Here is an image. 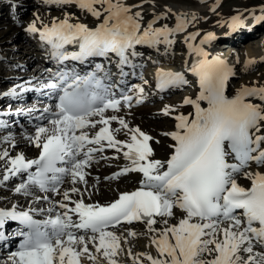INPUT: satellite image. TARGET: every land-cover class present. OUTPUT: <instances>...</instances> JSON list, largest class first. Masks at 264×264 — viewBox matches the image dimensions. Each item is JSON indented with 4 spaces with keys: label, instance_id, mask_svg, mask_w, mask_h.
Wrapping results in <instances>:
<instances>
[{
    "label": "snow or ice",
    "instance_id": "snow-or-ice-1",
    "mask_svg": "<svg viewBox=\"0 0 264 264\" xmlns=\"http://www.w3.org/2000/svg\"><path fill=\"white\" fill-rule=\"evenodd\" d=\"M45 2L75 5L95 17L104 16V22L96 28L71 23L69 15L42 28H38L35 21L30 23L27 31L38 34L41 41L50 45L51 55L58 62L85 61L88 57L115 53L122 67L129 63L128 50L135 44L158 43L161 36L171 43L167 34L187 27V21L178 17L175 29L153 28L160 19L157 16L137 35L141 28L138 19H142L141 12L131 13L123 0ZM216 6L218 4L212 10ZM192 19H195L194 14ZM257 19L264 20V16ZM110 20L116 22L109 26ZM232 20L242 23L239 16ZM196 35L198 33L191 34V38ZM211 38L213 34L208 33L205 40ZM67 44L78 45L79 51L67 53L64 50ZM131 54L136 55L134 51ZM202 54L207 56V53ZM214 60L217 69L212 73L206 69L213 62L206 59L191 69L201 77V91L195 99L186 97L183 101L184 105H192L194 112L177 115L176 131L164 133L175 141L166 161L154 158L149 143L154 139L152 136L139 127L129 128L123 117L105 115L107 109L119 111L121 100L107 98L108 89L95 72L81 77L75 72L57 71L50 82L42 83L36 89L61 90L62 94L58 96L55 112L51 108L45 109L55 117L49 121L50 127H38L35 136L30 138L40 148L39 157L26 160L20 154L10 159L11 167L5 165L9 174L36 165V172L28 174V181L15 189L17 193L23 191L28 195L29 185H36L45 192L57 191V185L65 175H70L73 181L87 183L83 170L93 161V154L103 150L105 141L108 148L126 147L123 155L131 162V167H125L114 177L135 171L142 174L143 179L139 188L121 193L111 204L75 202L70 211L78 215V221L73 220L69 211L47 220H36L27 211L16 213L0 209V225L6 218H11L29 228L20 250L9 258L13 264H81L82 256L99 264L97 256L88 247L89 242L97 240L96 252L101 253L108 264H118L115 257L121 249V236L107 229L121 221L143 220L149 231L157 232L152 227L157 223L155 217H160L165 224L152 239L158 256L140 253L133 264H144L141 257L145 256L150 264H264V251H255L256 246L264 248V172L246 170L250 163L264 166V103H253L248 99L258 97L264 102V85L242 86L229 98L225 95V87L231 69L226 61ZM253 63L254 60L246 61V65ZM101 68L96 65L97 70ZM121 75L127 74L121 71ZM70 77L72 82L68 84ZM157 79V87L161 89L187 83L183 73L162 69L157 71ZM139 91L143 92V88ZM14 93L15 89L4 95ZM122 100L130 106L132 97L123 95ZM202 101L207 102V107L201 106ZM136 103L141 101L137 99ZM170 111L172 109L166 106L165 114ZM112 121H118L120 127L111 128ZM98 125H102L98 131L91 134L87 131ZM123 130H127L130 140L116 138ZM3 139L8 141L11 137ZM8 157L7 150L0 152V159ZM232 159L237 162H230ZM58 163L69 166L58 167ZM238 174L249 179L251 186L240 185L236 178ZM8 179L9 175L3 176V180ZM70 191L77 193L79 189L73 187ZM63 196L65 200L70 199L68 191ZM60 207L68 209L63 202ZM176 210L183 216L178 224L169 227L166 218L173 217ZM48 211L52 212V209ZM49 225L51 235L46 230ZM81 229L92 235H77ZM128 235L137 233L129 231ZM65 236L67 241L63 239ZM129 255H132L130 250Z\"/></svg>",
    "mask_w": 264,
    "mask_h": 264
},
{
    "label": "bare ground",
    "instance_id": "bare-ground-1",
    "mask_svg": "<svg viewBox=\"0 0 264 264\" xmlns=\"http://www.w3.org/2000/svg\"><path fill=\"white\" fill-rule=\"evenodd\" d=\"M113 2H115V0H113ZM202 2L205 1L202 0L201 3ZM16 3L17 1H15V5L12 6L6 0H0V5L1 6L5 5L9 11V14L11 13L10 15L11 18L18 20L19 25H23L26 28V30L28 25L33 21L36 22V26L38 28H42L44 25L50 26L54 20H63L66 15H69L71 17L70 19L71 23H83L90 28H96L104 22L103 15H101L100 17H95L91 13L85 10H81L77 6L74 7L73 5H58V4L48 5L46 3H43L44 7L40 8L37 11V13L39 14L38 17L34 19L22 21L20 19V15H18V7ZM123 3H125L127 6L131 8V13H135L137 11L141 12L142 19L138 18L140 20L141 28L140 31L137 33V35H140L143 32L141 29H146L148 27L149 21L154 20L157 16H159L160 19L156 20V22L153 24L154 28L155 27L164 28L165 26H167V28L169 29H175L178 22V17L180 15L182 14L186 15L185 13L190 15L191 14L196 15L195 19L193 20L188 19L187 17L189 16H187L186 18L181 17L182 20L187 21V27L184 28L182 31L169 32L170 34L173 33L175 35L180 36V39L182 40L189 38L190 40L189 42H191L186 48L187 51L184 50L185 53L189 51V54L185 56V58H183L182 60L183 63L179 66V65H175L176 63H174V61L172 62V60L171 61L166 60V59H170L169 56H165L166 59L161 58L162 62L168 65H174L171 67L173 69L177 67L176 72L183 73V76H185L186 78L190 77L189 81L194 82L193 90L185 92V95L182 98H179L178 94L176 93L177 89L181 88V85H179L177 88H174L172 86L166 87V89L163 90V92H165L166 97H164L161 100H159L157 97L153 98L156 100L153 101V103L155 104H152L153 105L152 111H156L155 109H162V111H164L166 106L172 109V111H170L167 118H163L162 120H153L154 118L153 119L150 118V114H151L150 109L147 106H143V104L136 103L138 98L137 99L135 98L137 97L135 96V94L137 93L140 95L146 93L148 99L152 95H154L151 92V88L154 89L152 84L150 85L151 88L149 87L148 92H146L145 85L148 84L149 81H151L150 79L138 80L137 82H134L132 84V87H134L135 89L132 88L131 93L121 94L118 96L121 97L123 95H127V96L133 95L130 105H138L137 107L134 106V108L130 109L129 104L125 103L122 100L119 111L107 109L105 112L106 116L117 115L119 117H123L125 121L128 123L129 128L139 127L141 131L152 136L154 139L149 143L151 144V147L154 150V158L161 161H166L172 154L173 149L171 146L175 143V141L171 138V136H165L164 133L176 131L177 120L175 119V117L177 115L180 114L188 115L189 113L194 112V107L192 105H184L183 101L186 97H191L195 99L201 91V85H200L201 77L200 75L197 74V72H193L191 70L193 66L199 65V63L202 60L206 59L207 61L213 62L212 65L210 66H212L213 68H217V64L214 63L213 59L219 57L220 60L226 61L227 66L234 71V69L231 68L232 65L234 64V61L232 60V57L227 53V51L223 50V48L228 46L227 42L223 43L222 45L223 48L221 49L220 47L216 46V41L218 40L219 33L218 31H216V27L214 26V24L210 25L211 22H214V18L206 14L208 11L210 12L209 10L210 8L207 10H205L204 8H200L198 6L199 2L196 3V0H123ZM44 8H47L48 10L44 11L43 10ZM199 16L204 17V19L199 20L198 19ZM115 22H116L115 20H110L108 24L109 26H111ZM235 25L236 24L230 26L234 27ZM19 30L22 29H20V26L18 25L12 27L13 33ZM231 30H232L231 28L228 29V32H230ZM237 30L238 29L234 30V32ZM3 31L4 30H0V34ZM194 33H198V35H196L195 38H191V34ZM208 33H212L213 38L209 40H205V37L207 36ZM19 34L20 36H22L21 35L22 32H19ZM30 34L32 33L28 32L27 34H25V39L28 38V40H31V37L28 36ZM4 36H9L6 30L4 31L3 37ZM167 39L169 40V34H167ZM202 41L204 42L202 43ZM162 42H160L159 44L158 43L135 44L134 48L128 50L129 63L123 65L122 67L120 66L119 63L120 58L118 56L114 57L115 53H109L107 56L88 57L85 61H81V62L84 63L97 58L101 61L102 64L101 69L107 71L108 74H111L110 68L112 67V65H114L116 70L113 74L116 75L115 78L117 79V81H120V79L124 80L127 76V75L122 76L121 71L127 74L128 70L130 69L133 70L139 64H141V62H143L142 54H144V52L139 51L141 47H146L148 52H151L152 54L155 52L160 53L161 49H157V47H159ZM184 42L185 41H182L180 43H184ZM165 44L170 45L168 42ZM199 50H202V53H207V56L205 57ZM133 51L136 53V55L131 54ZM162 53L166 54L165 49H162ZM30 58H34V56L32 55ZM247 59L255 61V58L252 55H250V48H247ZM33 61L42 63L43 65V59L38 55L36 56L35 59H33ZM71 61L72 60L70 59L68 63H70ZM29 63L31 64V61ZM155 66L156 65H154V67ZM36 70L37 71L34 74H30L29 78H21L13 83L9 82V80H11L12 78L10 79L0 76V87H9V92L12 90V88H14L17 85L15 87L14 94H10V95H4V93L0 94L1 96L0 105L2 104V102L3 104L7 102L4 106L0 107V113L11 111L13 107H15V105L11 103H18L19 101H21L20 97L21 95H23L22 89H26L27 91L30 88L29 86L32 85L31 83H29L30 80L31 79L34 80L35 78H38L37 75L39 69L36 68ZM40 76L41 77L39 78L44 77L46 79L52 80L51 72H44ZM2 81H6V83L2 84ZM261 85H264V74L259 76L258 75L249 76L246 79L242 80L238 85H232V84L230 85L229 83L226 87V95L228 97L235 96L237 91L240 90L242 86L258 87ZM139 88H143V92H140ZM248 99H250L251 102L253 103H258V104L263 103L259 100L258 97H250ZM18 104L19 106L20 105L23 106L24 102L23 104L20 103ZM51 104L52 103L48 101L47 108H51L52 111L55 112L56 108ZM50 105L51 107H49ZM206 105H207L206 101L201 102L202 107ZM31 115L32 114H30V116ZM172 116L174 118L173 122L170 120ZM48 117L49 116L46 115L40 121L33 119L32 121H30L28 125H25V127H20L19 129L13 132L8 130L0 132V152L7 150L9 153L8 158L0 159V209H3L5 211L15 210L16 213L27 211L37 220H47L49 217L54 218L57 214H62L64 211H69V215H72L73 220L78 221V215L70 211V209L75 207V202L83 200L85 204H93V205L99 204L101 206H104L111 204L112 202L117 200L121 193L134 191L141 186L140 181L143 179V177L142 174L138 172L131 171L126 174L120 175L119 177H114V174L119 173V171L124 169L125 167H131V162L128 159H126L123 155V153L127 151L126 147L120 146L119 150L116 148H108L106 146L107 142L105 141L103 142V144L105 145L103 147V150L94 153L93 161L83 170L84 173L86 174L85 179L87 183L78 180L73 181L70 175H65L63 177V181L57 185V191L49 190L45 192V191H41L36 185H29L28 195H25L23 191L17 193L15 189L21 183L28 181V174L36 172V165H32L29 169L22 171L23 178L14 184L12 183L13 179H11L12 174L6 172L5 165H7V167H11L10 159L20 154H23L26 160L37 159L39 157L40 148L36 147L35 142L30 140V138L35 136L36 129L38 127L41 126L50 127L49 121L51 119H54L55 117L51 115L50 116L51 119H46ZM94 119H98V117ZM100 126L102 125H98L95 129H91V128L87 129V131H89L90 134L94 133L95 131L99 130ZM5 127H7V121L6 119H4V116L0 114V130L5 129ZM119 127L120 125L118 121L111 122V128L115 129ZM126 133L127 130H123L120 133L116 134V138L118 140H130V136ZM5 136H10L11 139L5 141L3 139ZM20 143L22 149L15 150L16 144H20ZM96 147H100V146H96ZM230 162L236 163L237 161L235 159H232L230 160ZM63 166L68 167L69 165L63 164ZM247 168L248 169L246 170L248 171L264 172V166H257L254 163H250V165H248ZM4 175H9V179L6 181L3 180ZM236 178L238 183L246 184V186L251 185L250 180L245 178L243 174H238ZM73 187L78 188L79 192L77 193L71 192L70 189ZM65 191L69 192V196H70L69 200L64 199L63 193ZM44 197H47V199H45ZM60 202L67 204L68 209L61 208ZM49 208L52 209V212L48 211ZM182 216L183 214L179 210H176V213L173 217L166 218L168 220L167 226L170 227L172 225L178 224ZM155 219L157 220V223L152 227L155 228L157 232L149 231V227L145 222H137L136 224L134 223L135 225L120 224L116 227H110L107 229V231H112L121 236V241H120L121 249L118 252L117 256L115 257L118 264H133L135 256L140 253H150L154 257L158 256L156 246L152 244V239L158 234V232L161 229L165 227V224L163 223V220L160 217H155ZM15 221L16 220H14V222ZM8 225L9 223H7V220L5 219L4 224L0 225V236H9L8 229L10 228L7 227ZM11 227L13 229V226ZM25 228L26 226L24 225L22 227H19V230H23ZM47 229L48 230L51 229L52 231L51 225H49ZM69 230L76 231L74 229H69ZM129 231L135 232L137 233V235L135 236L128 235ZM16 234H18V231H16ZM77 235L91 236L92 233L91 232L86 233L85 230L81 229L77 231ZM139 236L145 237L147 241V245L142 250H135V251L130 250L129 249L130 241ZM63 239L67 241L66 236ZM138 242L140 243V241ZM97 244H98V240L95 242H89L88 244L89 251L97 256V260L99 261V264H108V261L102 256V254L96 252ZM0 247L2 248L3 245H0ZM123 248H125L124 251ZM3 250L5 252L0 250V264H13V261L9 258L12 256L13 253L19 251L20 249L16 246L15 250L12 252L6 251V248H3ZM129 250L131 251L132 255H129ZM255 251L259 253L264 251V248H261L260 246H256ZM141 259L144 261V264H150V261L147 260L146 256L141 257ZM81 264H93V262L87 259L86 256H82Z\"/></svg>",
    "mask_w": 264,
    "mask_h": 264
},
{
    "label": "rangeland",
    "instance_id": "rangeland-1",
    "mask_svg": "<svg viewBox=\"0 0 264 264\" xmlns=\"http://www.w3.org/2000/svg\"><path fill=\"white\" fill-rule=\"evenodd\" d=\"M6 1L9 2L12 6H14L15 1H17L16 4L18 7V15H20V19L22 21L34 19L38 17L39 14L37 13V11L40 8L44 7L43 3H46L45 0H6ZM201 1L202 0H196V3L199 2L198 6L200 8H204L205 10L210 8L209 9L210 12L208 11L206 14L214 18V22H211L210 25L212 24H214V26L220 25L219 27H221L222 25L224 26V24L232 22L233 21L232 17L234 16H239L240 20L244 21V23L246 24L244 25L239 21H235V22L225 25L221 29H218L216 27V31H218L219 33L218 40L219 38H221L217 43V45L221 44V46H217V47H220L221 49L223 48L222 47L223 43L228 42L229 44L228 46H226V49H227L226 51L232 57V60L234 61V65L236 66L235 67L236 75L230 82V85L231 84L238 85L242 80L246 79L249 76H253V75L259 76V75L264 74V20L257 19L259 17V12L262 9H264V0H204L205 2H202V3ZM46 4L52 5L53 3H46ZM217 4L218 6L215 7V10H212L213 7ZM73 6L76 7L75 5ZM43 10L45 11L48 9L44 8ZM10 15L11 13L9 14L7 7L5 5L4 6L0 5V30H4V31L6 30L9 35V36L3 37L4 31L0 34V75L2 77L10 76L12 79H14V80H9V82L12 83L21 78H29L30 74H34L37 71L36 68L40 69L42 68V66L38 65L37 62H32L33 59L36 58V53L29 51V50H34V46H33L34 44H32V42H26V41H29L27 40L28 38L25 39V34H27L28 31L23 25H19L18 20L11 18ZM179 18L182 19L180 16ZM198 19L199 20L204 19V17L199 16ZM234 24H236L234 27L230 26ZM15 25L20 26V29L22 30H19L13 33L12 27ZM155 28H159V27H155ZM230 28L233 30L240 29L239 31L238 30L235 31L234 34L230 37L231 41L239 40V42H234V41L231 42L229 39L224 37V35H227L229 33L228 29ZM19 32H22L21 34L22 36H20ZM244 35H246V37L243 38ZM21 37L24 38L25 40L22 39ZM178 42L176 41V44L173 47H170L168 49V53L165 54V56L168 55L170 57V59H166V60H170V61L172 60V62L174 61L176 63L175 65L180 66L183 63L182 61L183 58H185V56L188 55V52L187 53L184 52L185 50L184 48H186L185 47L186 43L184 44V43H180V42L178 43ZM247 48H250V55H252L255 58V63L251 65H246V61L249 60L247 59ZM223 50L225 51V49ZM139 51L144 52V54H142L143 62L145 60H149V61L153 60L154 55L151 52H148L146 47H141ZM146 52L149 54H147ZM32 55L34 56V58H30ZM159 56L160 55H156V57H159ZM30 61H31V64L29 63ZM145 67L146 66H142L140 68L139 70L140 76L137 77L136 80L141 79V74L147 71V69L143 70V68ZM136 69L137 67L134 68L133 70L131 69L128 70L127 76L124 79V81L125 80L127 81L133 73H136L137 72ZM115 70H116L115 66L112 65V67L110 68L111 75L114 76L113 80H115V83H117L118 81L115 78L116 75L113 74ZM42 72L43 70L41 69L39 70L38 74H41ZM189 78H187V80H189ZM146 79L147 77L144 78V80ZM36 80H38V78H35L34 80L31 79L29 83H31L32 85L34 83L36 84L38 82ZM126 81L125 83H127ZM4 83H6V81H2V84ZM193 85H194V82L191 83V81L190 82L187 81L186 84H181V88H178L176 92L178 94V97L182 98L185 95V92L192 91ZM15 87L12 88V90L15 89ZM172 87L177 88L178 86H172ZM24 91L25 90H23V92ZM8 92H9V87H0V94L8 93ZM30 92H33V91H30ZM131 92H132V89L127 88L124 94H128ZM154 97H157L159 100H161L160 97L164 98L165 96L163 93L157 91L148 100L141 102L140 104H143V106H147L150 109L151 119L154 118L153 120H162L163 118H167L169 114H165V112L162 111V109H155L156 111H152L153 110L152 104H155L153 103V101L156 100V99H153ZM135 98L137 99L138 96ZM32 99H35V97L34 96H30L29 98L23 97L20 99L21 101L18 102L20 104H23L24 102L23 106L22 105L19 106L18 103H11L15 105V107H13L11 111L0 113L2 116H4V119H6L7 121V127H5V129L3 130H0V132L7 131V130L13 132L19 129L20 127H25V125H28L30 123V121L29 122L24 121L23 114L25 113V111L33 113L34 110H38V109L43 110L44 107L46 108L48 107L47 103L46 104L43 103L44 101L38 100L37 102ZM6 103L7 102L3 104L2 102L0 107L4 106ZM16 105L18 107H16ZM134 106L137 107L138 105H130L129 108L132 109L134 108ZM41 113L42 111H36L35 112L36 118H40V120H42L44 115H41ZM16 149H19V150L22 149L21 143L16 144L15 150ZM21 175H23V173H20L14 176L12 183L14 184L18 182L20 179H22L23 177ZM7 219L8 218H6V220ZM7 223L9 222L7 221ZM9 226H12V225H10L9 223L7 227L9 228ZM8 232H9V236H0V241L3 243L9 242L11 246H15L14 243L16 242V238L13 239L14 234L12 233L10 229H8ZM139 237H136L135 239L130 241L129 243L130 250L132 251L142 250L147 245V241L145 237H140V238ZM137 239L138 241H140V243L137 241ZM3 243H0V245H3ZM124 249L125 248H123V251ZM0 250L4 251L1 247H0ZM6 251L12 252L14 250L13 248H10L9 250L6 248Z\"/></svg>",
    "mask_w": 264,
    "mask_h": 264
}]
</instances>
